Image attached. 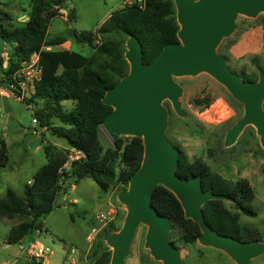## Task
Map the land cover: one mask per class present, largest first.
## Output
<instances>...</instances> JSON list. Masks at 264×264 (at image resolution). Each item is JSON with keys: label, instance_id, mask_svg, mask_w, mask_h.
Here are the masks:
<instances>
[{"label": "trees", "instance_id": "trees-1", "mask_svg": "<svg viewBox=\"0 0 264 264\" xmlns=\"http://www.w3.org/2000/svg\"><path fill=\"white\" fill-rule=\"evenodd\" d=\"M67 3L68 0H31V14L23 28L8 25L11 16L0 11V36L11 46L10 53L5 51L0 58V85L8 83L23 61L39 54L43 75L32 102L40 103L41 108L36 111L35 118L44 129L66 139L70 146L69 150H63L47 145V163L34 175L24 196L9 189L0 201V217L19 219V224L11 229L7 242L10 246L21 245L26 237L42 232V219L54 212L59 196L66 194L72 185L92 179L103 192L114 190L119 193L128 188L130 179L142 165L145 148L141 138L122 137L109 148H105L100 140L102 122L113 111L103 104L102 98L128 75L130 66L125 59L127 42L109 41L95 45L96 36L121 35L127 40L134 36L143 47L146 64H151L166 45L179 43L180 27L174 0H145L144 5L126 4L95 33L85 32L76 37L78 42L91 44V57L64 48L55 51L67 42V38L49 39V29L52 21L63 16L62 10ZM68 19L70 23L76 21L75 9L70 11ZM6 63L9 64L7 68ZM243 78L257 82L259 75L243 74ZM64 102H72V108L65 109ZM210 103L206 100L207 105ZM165 106L170 109L169 103ZM54 119L61 126H56ZM70 150L78 151L84 157L65 170ZM179 150L178 176L183 179L201 176L204 191L211 189L217 195L231 198L233 202L230 203L237 209L232 212L226 207V201L206 203L203 211L207 225L219 235L243 243L262 242L263 235L259 230L240 224L242 213L258 214L253 205L255 191L250 183L226 180L203 161L191 162L185 152ZM153 205L161 215L172 219L171 242L174 245L175 239L185 244L198 243L200 227L185 218L181 203L171 191L157 187ZM121 228L117 221H112L103 229L99 235L103 252L95 264L111 263L112 251L104 238Z\"/></svg>", "mask_w": 264, "mask_h": 264}, {"label": "rangeland", "instance_id": "rangeland-1", "mask_svg": "<svg viewBox=\"0 0 264 264\" xmlns=\"http://www.w3.org/2000/svg\"><path fill=\"white\" fill-rule=\"evenodd\" d=\"M127 1L68 0L62 10L63 16L52 21L48 38L66 37L71 44L68 50L91 57V44L78 42L76 37L85 32L95 33L113 13L123 9ZM70 8H74L77 13L76 21L71 23L67 20ZM0 11L11 16L8 25L23 28L31 14V0H0ZM236 25L235 33L222 42L218 53L227 59L230 70L241 77L243 74L264 73V14L256 19L239 17ZM109 41L127 42V38L98 34L95 45ZM60 49L62 47H57L55 51ZM10 51L11 46L6 44V52ZM8 66L6 63L5 67ZM175 81L184 91L180 102L186 116H177L171 103H164L170 104L168 141L185 152L191 162L203 161L224 179L232 182L247 180L250 183L255 191L253 205L258 214L248 216L242 213L240 224L259 230L264 243V149L260 137L250 126L237 144L225 147L227 133L243 117L244 106L208 74ZM206 100L211 101L210 105L206 104ZM197 101L202 104L199 105ZM35 105L36 113L41 105L36 102ZM62 105L65 109L73 106L72 102ZM35 113L14 98L0 97V201L9 189L24 196L29 182L47 163V145L70 149L66 139L54 135L39 123L34 126ZM53 121L56 126H61L57 120ZM100 140L105 148L113 145L103 128ZM117 195V191L105 193L92 179H85L76 188L73 189L72 185L66 194L59 196L56 209L42 219L44 229L37 232L35 237L39 245L50 250V254L39 263H35L28 255L27 245L31 236L26 238L22 246L7 244L11 229L19 224V219L0 217V264H95L103 252L99 235L112 221L122 226L126 217V209L118 202ZM112 199L117 207L115 213H109ZM75 200L78 202L74 205ZM225 205L232 212H237L233 203L226 202ZM101 214L110 220L101 222ZM147 231L145 226L138 230L125 264H160L145 248ZM174 243L181 252L183 264H236L224 252L199 243L185 244L179 239H175ZM251 264H264V255Z\"/></svg>", "mask_w": 264, "mask_h": 264}, {"label": "water", "instance_id": "water-1", "mask_svg": "<svg viewBox=\"0 0 264 264\" xmlns=\"http://www.w3.org/2000/svg\"><path fill=\"white\" fill-rule=\"evenodd\" d=\"M174 4L179 43L166 45L151 64H146L143 47L134 36L129 37L125 59L130 71L102 98L103 104L113 109L101 125L112 141L141 138L145 148L139 171L128 188L117 195L126 209L122 228L104 238L112 250L110 264H125L142 226L148 228L145 248L156 262L183 264L181 252L171 242L172 219L153 205L159 186L171 191L181 203L185 218L198 224L200 245L224 252L236 264H251L264 255V243H243L221 236L205 220L206 203L232 199L211 189L204 191L201 176H178L180 150L167 139L170 112L164 103L170 102L176 115L185 117L180 102L184 91L175 79L208 74L244 106L243 117L227 133L225 147L237 144L251 126L264 149V73L260 72L257 82L245 81L218 53L222 42L235 33L239 17L256 19L264 14V0H174ZM5 51V39L0 36V58Z\"/></svg>", "mask_w": 264, "mask_h": 264}, {"label": "built area", "instance_id": "built-area-1", "mask_svg": "<svg viewBox=\"0 0 264 264\" xmlns=\"http://www.w3.org/2000/svg\"><path fill=\"white\" fill-rule=\"evenodd\" d=\"M144 5L145 0H129L125 4ZM43 75V70L40 65V56L39 54L32 55L28 60H25L21 63V66L13 75L9 78V81L5 85H0V97L4 98H14L19 103L24 104L29 111L35 113V103L32 102L33 96L35 94L36 86L41 81ZM34 126L38 124L37 119L33 118ZM83 154L71 150L68 155V162L65 165L64 169L69 170L71 164L74 161H77L83 158ZM108 217L101 214L100 221L108 222ZM28 255L32 258L35 263H39L41 260L45 259L47 255L50 254V250L39 245L37 242L32 243L29 248Z\"/></svg>", "mask_w": 264, "mask_h": 264}, {"label": "crops", "instance_id": "crops-1", "mask_svg": "<svg viewBox=\"0 0 264 264\" xmlns=\"http://www.w3.org/2000/svg\"><path fill=\"white\" fill-rule=\"evenodd\" d=\"M72 9H74V8H70V10H72ZM68 20V22H69V19H67ZM60 47H62V48H64V49H66V50H68L70 47H71V44L69 43V41H68V39H67V42L65 43V44H63L62 46H60ZM47 130V129H46ZM57 148H59V149H63V148H61L60 146H56ZM63 150H65V149H63ZM71 151V150H70ZM32 182H29V185L31 184ZM74 188H76V185H73V189ZM65 200H67L66 198H65ZM77 200H75L74 202H73V204L75 205V204H77ZM109 207H110V210H109V213H115L116 212V209H117V207L114 205V202H113V199L111 200V202H110V204H109ZM119 209V208H118ZM112 220H114V218H112ZM37 236V233L36 234H34V235H32L31 236V240H30V242L28 243V247L32 244V243H35L36 241H35V237ZM27 238V237H26ZM26 238L22 241V244H23V242H25V240H26ZM22 244H21V246H22ZM28 247H26V249L28 248Z\"/></svg>", "mask_w": 264, "mask_h": 264}]
</instances>
